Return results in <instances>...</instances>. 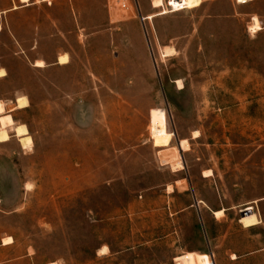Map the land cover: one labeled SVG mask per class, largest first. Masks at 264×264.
Here are the masks:
<instances>
[{
    "label": "rangeland",
    "instance_id": "rangeland-1",
    "mask_svg": "<svg viewBox=\"0 0 264 264\" xmlns=\"http://www.w3.org/2000/svg\"><path fill=\"white\" fill-rule=\"evenodd\" d=\"M250 1L74 0L75 16L57 0L15 15L19 46L41 48L13 59L32 146L0 147V240L13 242L0 264H264V34L247 30L264 4ZM63 54L65 67L31 66ZM152 109L175 133L165 148Z\"/></svg>",
    "mask_w": 264,
    "mask_h": 264
},
{
    "label": "crops",
    "instance_id": "crops-1",
    "mask_svg": "<svg viewBox=\"0 0 264 264\" xmlns=\"http://www.w3.org/2000/svg\"><path fill=\"white\" fill-rule=\"evenodd\" d=\"M57 1V0H27L26 3H22L20 0H0V72H3V75L0 76V102L3 104L4 112L0 116H9L12 121L14 122V126L17 125H23L20 124V122H16L15 120V115L19 111H25L30 107V98L19 92H15L14 89V82H13V77H14V67H13V59L17 57L21 61H25V50H34L37 48H41V43L39 40L34 41L31 46H25L20 47L19 43L17 42L15 38V15L23 13L25 10H28L32 7H35L36 5L40 4H45L48 6H52V4ZM60 1H65L70 4L71 6V13L70 15H77L79 14L78 11L75 9L74 4H72V1L74 3V0H60ZM264 4V0H251L250 3L244 4V5H239V6H246V7H258L259 4ZM238 5V4H237ZM255 17L259 23L261 29L253 34H264V12H259V11H253L247 15L248 18V23H247V30L249 32V27L253 23L252 18ZM15 45L20 49L19 52L15 51ZM60 56V55H58ZM58 56L56 57V61L53 64H46L44 62V67L43 68H36L35 67V61L33 64H31L32 68L34 69H44L47 67H55V66H60V67H65L62 66L58 63ZM38 60V59H37ZM67 66V65H66ZM1 88L6 89L7 91L3 93L1 91ZM19 97H26V100L28 101V106L27 108L23 109H16L17 107V98ZM25 126V125H23ZM26 127V126H25ZM27 129V127H26ZM28 132V130H27ZM7 133L9 136L8 141L0 143V147L5 146L6 144L10 143L11 141H15L21 152L24 153L25 150L29 149H23L19 143L18 137H16L15 132L13 128H7ZM29 134V133H28ZM5 158H9L8 156ZM1 204V200H0ZM12 240V239H11ZM13 242L9 244H4L3 239L0 240V249L9 246Z\"/></svg>",
    "mask_w": 264,
    "mask_h": 264
},
{
    "label": "bare ground",
    "instance_id": "bare-ground-1",
    "mask_svg": "<svg viewBox=\"0 0 264 264\" xmlns=\"http://www.w3.org/2000/svg\"><path fill=\"white\" fill-rule=\"evenodd\" d=\"M22 3H26L27 0H20ZM48 1V0H44ZM152 8L153 9H161V7L164 6L162 3V0H152ZM153 16L146 17V19H151ZM142 22L144 23V20L142 17ZM260 26L259 23L256 21L254 22L251 27L249 28L250 32H256L259 30ZM168 49V48H167ZM165 52V51H164ZM167 56H170L174 53V50L172 48H169L167 52H165ZM65 54L58 56L57 60L60 65H67L69 63V60ZM36 68H43L44 67V62L37 60L35 63ZM3 75V72H0V76ZM182 84L178 82V86H181ZM17 107L16 109H23L27 108L28 106V101L26 100V97H19L17 98ZM4 112L3 104L0 102V115ZM149 129L151 133V140L153 147L156 148H165L169 145L173 138V133H170L165 129V111L160 110V109H152L149 111ZM7 128H13L16 137H18V141L23 149H29L32 146V139L29 136L27 129L23 125H17L14 126V122L12 119L7 116H0V143L6 142L9 139L8 133H7ZM179 147L183 151L187 148L186 146V141L182 140L179 142ZM186 151V150H185ZM178 168L180 170L183 169L181 164H178ZM206 176L210 175V172L207 171L205 172ZM222 211L216 212L215 215H220ZM12 240L11 238H6L3 240L4 244H9L11 243ZM107 249L106 247H103L99 250V253L101 255H104L106 253ZM176 262H180V264H212L209 256L207 254L203 255H197V254H192L188 253L185 254L183 257H179L176 259ZM55 264V263H52Z\"/></svg>",
    "mask_w": 264,
    "mask_h": 264
},
{
    "label": "water",
    "instance_id": "water-1",
    "mask_svg": "<svg viewBox=\"0 0 264 264\" xmlns=\"http://www.w3.org/2000/svg\"><path fill=\"white\" fill-rule=\"evenodd\" d=\"M153 63H155V60H154V58H153ZM174 134V137H175V133H173ZM177 144H178V141L176 142ZM196 204H197V202H196ZM241 215H242V213H241ZM240 215V216H241Z\"/></svg>",
    "mask_w": 264,
    "mask_h": 264
},
{
    "label": "built area",
    "instance_id": "built-area-1",
    "mask_svg": "<svg viewBox=\"0 0 264 264\" xmlns=\"http://www.w3.org/2000/svg\"><path fill=\"white\" fill-rule=\"evenodd\" d=\"M122 8H123V9H125V8H126V5H123V6H122ZM140 20H141V22H142V19H141V17H140Z\"/></svg>",
    "mask_w": 264,
    "mask_h": 264
}]
</instances>
